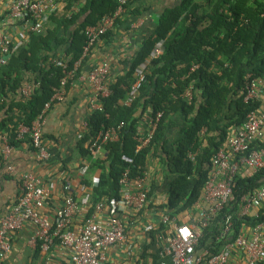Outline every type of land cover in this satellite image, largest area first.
I'll return each mask as SVG.
<instances>
[{"label": "trees", "instance_id": "1", "mask_svg": "<svg viewBox=\"0 0 264 264\" xmlns=\"http://www.w3.org/2000/svg\"><path fill=\"white\" fill-rule=\"evenodd\" d=\"M72 5L78 6V12L73 13ZM117 5L118 0H69L65 8L52 14L47 28L31 35L0 68V133L6 128L11 132L12 146L18 143L14 138L17 113H22L21 121L26 125L38 117L59 89L60 80L80 58L85 28L96 26ZM160 43L163 53L150 62L141 95L131 107H123L121 101L133 82L136 65L143 63ZM135 58L123 77L110 82L111 94L100 99L102 111H91L87 116L88 131L78 141L82 155L87 154L85 144L102 126L110 128L123 122L124 127L119 140L107 144L100 159L89 161L87 174L96 176L97 185L92 187L88 175L80 185L91 190L92 206L104 202L110 207L111 201L120 198L122 174L129 170L130 179H134L149 173L150 161L156 158L167 165L170 179L165 187L166 202L151 207L156 213L177 216L201 199L211 160L231 130L238 129L250 111L262 106L258 100L244 103L243 99L246 74L253 78L264 74V0H184L177 12L166 11L160 16L155 38L143 43ZM55 59L67 68L54 64ZM194 65L197 69L191 71ZM25 83L33 86L29 98L21 93ZM190 85L192 98L188 100L183 95ZM147 107L153 110L152 116L161 112L162 118L150 146L136 151L135 138L141 129L142 110ZM179 121L181 126H177ZM173 129H177L176 134ZM202 129L206 130L204 135H200ZM189 152H197L195 162L187 160ZM151 183L150 198L157 186ZM263 184L264 169L250 179L237 177L235 200L202 228L196 251L216 255L242 230L262 224L264 205L257 217H240L238 201L244 193ZM228 216L231 233L221 238ZM36 245L38 252L40 243Z\"/></svg>", "mask_w": 264, "mask_h": 264}, {"label": "built area", "instance_id": "2", "mask_svg": "<svg viewBox=\"0 0 264 264\" xmlns=\"http://www.w3.org/2000/svg\"><path fill=\"white\" fill-rule=\"evenodd\" d=\"M135 0H118L116 10L102 19L96 26H88L83 31L85 46L80 58L74 63L67 76L60 80L59 89L44 104L38 117L26 125L19 113L20 120L14 132L17 142L28 138V144L35 153L39 162H47L51 154L43 140L42 126L47 113L57 103L65 101L66 86L69 81L83 80L90 87L91 93L88 104L91 111H102L100 99L111 94L108 80L110 67L107 64L92 67L87 74H80V68L90 57L92 51L103 36L113 29L115 22L120 18L126 6ZM69 0H0V68L6 66L16 52L28 42L31 35L40 34L50 25L53 13L65 8ZM73 13L78 12V6L72 5ZM163 53L161 43L145 59L136 65L133 72V82L122 100L123 107L129 108L141 95V90L146 82L148 66L153 59ZM58 66L65 67L59 59L52 61ZM44 64L40 67L43 68ZM194 66L191 71H194ZM247 84L244 88V103L261 100L264 88V74L261 78H253L246 74ZM193 85L184 93L188 100L192 98ZM33 86L25 83L21 90L25 98H29ZM140 120V130L135 138L136 151H141L150 146L157 126L162 118L158 112L152 116L153 110L147 107ZM124 127L121 122L117 126L98 130L86 144L89 161L100 159L105 153V146L117 142L119 134ZM88 131L87 118L80 123L76 136L77 141L83 139ZM205 129L200 135L205 134ZM2 149L0 151V171L6 164L7 157L14 149L9 138L0 133ZM197 152H189L187 160L195 162ZM89 161L82 164L81 175L88 171ZM91 162V161H90ZM6 172L14 174V168L6 165ZM264 169V103L257 110L250 111L238 128L231 130L225 144L221 146L211 160L209 178L202 189V200L207 208L201 212V217L194 225L179 222L177 216L162 214L161 221L166 224L171 234L165 246L166 260L160 264H227L233 253L241 256L243 264H262L264 262V222L254 229H244L234 240L226 243L216 255H210L207 250L196 251L202 228H205L219 212L235 200L234 181L237 177L250 179L260 170ZM149 173L130 179V172L126 170L119 180L121 186L120 198L111 201V206L106 207L104 202L95 206L90 204L91 190L84 185H79L80 196L75 194L71 182L63 181L61 190L62 205L50 217L45 211L46 202L53 192V185L43 182L42 178L33 172H28L18 177V194L14 204L0 218V259L11 251L9 236L20 231L29 224L34 228L33 242H39L42 251H47L58 243L67 249L72 257L73 264H102L105 259V248L125 241V225L119 217L127 210L141 211L151 203L149 193L151 182ZM97 181L92 183V187ZM51 187V188H50ZM92 189V188H91ZM239 216L257 217L259 209L264 205V184L256 190L244 193L239 198ZM92 207V208H91ZM88 215V212H90ZM106 214L107 221H97L98 216ZM231 218L225 219L221 238L230 235Z\"/></svg>", "mask_w": 264, "mask_h": 264}, {"label": "crops", "instance_id": "3", "mask_svg": "<svg viewBox=\"0 0 264 264\" xmlns=\"http://www.w3.org/2000/svg\"><path fill=\"white\" fill-rule=\"evenodd\" d=\"M183 3L184 0H135L129 3L110 30L109 36L98 42L90 57L83 63L80 74L85 75L92 67L107 64L110 67L108 80L116 82L134 64L135 56L143 43L155 38L160 16L166 11L177 12ZM262 90L260 97L264 103V88ZM66 93L67 99L51 108L42 126L43 140L51 154L50 160L37 161L33 149L28 144V138L18 142L7 157L6 164L0 171V218L14 204L18 194V177L25 173L33 172L42 178L44 183L53 185L52 196L44 209L50 217H53L62 205L63 181L71 182L78 197V186L86 175L91 184L97 181L92 173L81 175L82 164L89 159L87 154L80 153L76 139L81 121L91 112L88 104L90 87L82 79H77L69 85ZM19 115L17 113L16 121L20 120ZM177 123V126H181V121ZM176 131L177 129H173V134H176ZM4 134L7 138L12 137L7 128ZM1 149L0 138V151ZM150 162L149 180L157 185L150 198L151 203L144 210H127L119 215L125 225V241L105 248L102 264H160L167 259L165 246L171 230L162 223V213H156L151 204L161 205L166 202L165 187L170 176L168 178L167 165L160 164L156 158ZM7 164L14 168V174L6 172ZM206 208L203 200H199L191 208L179 213L178 220L194 225ZM107 219V215L102 214L98 216L97 221L106 222ZM33 232L34 228L27 224L20 231L11 233V251L0 259V264H73L70 252L58 243L45 252L39 246L40 251L37 252V243L34 244L32 238ZM227 264H243V261L238 253H233Z\"/></svg>", "mask_w": 264, "mask_h": 264}, {"label": "clouds", "instance_id": "4", "mask_svg": "<svg viewBox=\"0 0 264 264\" xmlns=\"http://www.w3.org/2000/svg\"><path fill=\"white\" fill-rule=\"evenodd\" d=\"M161 45H162V43H161ZM162 49H163V48H162ZM152 52H153V51H152ZM152 52H151V53H152ZM151 53H150V54H151ZM161 55H162V54H161ZM161 55H160V56H161ZM160 56H159V57H160ZM159 57H158V58H159ZM153 60H154V59H153ZM151 61H152V60H151ZM194 66H196V65H194ZM194 66H193V67H194ZM193 67H192V68H193ZM192 68H191V69H192ZM195 69H197V66H196ZM200 200H202V196H201V199H200ZM198 202H199V201H198ZM195 204H196V203H195Z\"/></svg>", "mask_w": 264, "mask_h": 264}]
</instances>
